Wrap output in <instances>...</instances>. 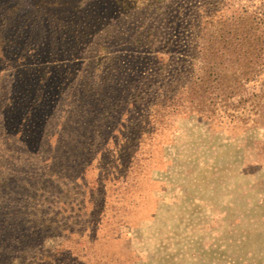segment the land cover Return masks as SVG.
Masks as SVG:
<instances>
[{
	"label": "rangeland",
	"instance_id": "374dc122",
	"mask_svg": "<svg viewBox=\"0 0 264 264\" xmlns=\"http://www.w3.org/2000/svg\"><path fill=\"white\" fill-rule=\"evenodd\" d=\"M86 1V35L51 48L60 69L15 91L2 79L0 235L23 222L44 264H264V130L149 115L194 62L201 11L264 0Z\"/></svg>",
	"mask_w": 264,
	"mask_h": 264
},
{
	"label": "trees",
	"instance_id": "16d2710c",
	"mask_svg": "<svg viewBox=\"0 0 264 264\" xmlns=\"http://www.w3.org/2000/svg\"><path fill=\"white\" fill-rule=\"evenodd\" d=\"M87 4L86 0H0V99L8 96L1 86L3 78H8L6 88L13 85L15 91L44 80L45 69L62 67L51 59L60 52L51 48L61 46L67 36L83 39L86 34L80 22L86 24L82 8ZM135 4L144 7L149 0ZM67 13L72 15L69 21L64 19ZM200 18L199 26L191 25L197 50L194 62L184 76H174L157 88L151 107L159 110L149 115L162 118L181 109L200 118L264 130V88L249 91L247 87L264 72V10H202ZM88 27L93 29V25ZM100 49L98 45L95 57ZM42 64L45 67L40 71ZM36 75V80L31 79ZM12 100L11 112L17 104ZM261 149L264 152V140ZM25 231L17 219L6 226L0 235V264H44L45 250L38 257L28 253L29 246H22Z\"/></svg>",
	"mask_w": 264,
	"mask_h": 264
}]
</instances>
